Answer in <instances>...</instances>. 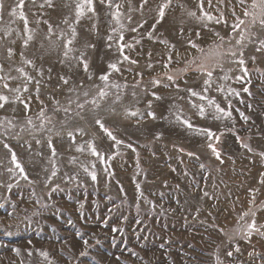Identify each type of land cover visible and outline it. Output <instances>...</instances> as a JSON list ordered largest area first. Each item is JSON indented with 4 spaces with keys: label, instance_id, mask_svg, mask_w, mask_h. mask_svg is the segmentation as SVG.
I'll use <instances>...</instances> for the list:
<instances>
[{
    "label": "rangeland",
    "instance_id": "rangeland-1",
    "mask_svg": "<svg viewBox=\"0 0 264 264\" xmlns=\"http://www.w3.org/2000/svg\"><path fill=\"white\" fill-rule=\"evenodd\" d=\"M80 2L24 0L33 36L25 47V21L9 14L21 11L17 0H4L0 93L9 103L0 109V264H264V26L259 15L254 25L244 15L253 0H203V11L201 0H171L162 20L166 0H93L95 12L76 23ZM203 12L223 20L199 19ZM236 17L247 29L239 44ZM192 43L205 53L222 44L220 52L236 56H222L223 71L215 67L209 85L197 70L204 54ZM5 82L21 89L28 110L12 102L16 93ZM192 91L231 117L215 119V107ZM193 105H203L205 115ZM41 111L50 118L43 128Z\"/></svg>",
    "mask_w": 264,
    "mask_h": 264
},
{
    "label": "snow or ice",
    "instance_id": "snow-or-ice-1",
    "mask_svg": "<svg viewBox=\"0 0 264 264\" xmlns=\"http://www.w3.org/2000/svg\"><path fill=\"white\" fill-rule=\"evenodd\" d=\"M101 2L102 3L108 2L109 5H110V0H101ZM211 2H212V0H208L209 6H211ZM238 2L241 5H244L246 3V0H238ZM144 3H147V0H144ZM170 4H171V0H166V2H164L163 4L160 5L159 18L161 20L165 16V9H167L170 6ZM23 7H24V0H17L16 8L21 9V11L18 13L15 9H12L9 14L11 16L19 15L20 19L25 21V28H26V31H28V35H27L26 39H24V46L27 47L29 42L33 39V36L31 34V31L27 29V18H26V16L24 15V13L22 11ZM116 7L119 8L120 6L117 5ZM200 8H201V11H203V0H201ZM251 8L253 9V11L245 10L244 15L245 16H250L252 18L250 23L253 24V25L255 24V22L257 20V16L259 15V18H260L259 22H260V24L262 26H264V0H253V2L251 4ZM3 9H4V0H0V18H2ZM257 9L259 10L258 13L256 11ZM86 11L93 12V13L95 12V9H94V6H93V0H81V2L77 4L76 21H75L76 23H79L80 18L85 15ZM119 15H120V13L117 12L116 13L117 23H119ZM189 15L196 16V13L195 12H190ZM233 15L235 16V11H233ZM199 19H206L208 21L215 20L216 23H220L223 20V16L221 15L220 18H216V17L208 14L207 12H203V15L201 17H199ZM65 23H67V21H65ZM245 23L246 22L243 19H240V17H236V22L233 23L232 26H231L232 30H233V32H232L233 35L237 31H240V37H239V40L237 41L238 44L242 43L246 39L247 29H245L244 31H241V25H244ZM49 30L51 31V29H49ZM133 30L135 31V29H133ZM71 31H72V37L74 38L75 35H76L75 28L73 27ZM8 34H10V32ZM216 36L219 37L220 41H224L225 40V37L220 36L219 33H216ZM120 39L123 40V37L121 36ZM72 43H73V39H68L66 47L68 45H71ZM260 43H261V48H264V42H260ZM191 47L197 49L198 52L204 54L202 56V58H201V63H200V65H199L197 70L201 71L202 74H204L207 77L205 83L209 84V85L211 83V77L213 76V71H214L215 67H220L221 71H223L222 64L220 62L222 56L225 55V54H230L231 56H236V52L231 51V50H229L228 53L220 52L219 49L223 47L222 44L216 45L214 48H211L208 53H205V50L203 48L199 47L195 43H192ZM120 50H121V52L123 51V45H121ZM8 51H9V56L13 55V52H12L11 49H9ZM71 51H72V48L71 47H67V50L64 52V56L68 57V54ZM241 55H242V53H241ZM79 59L81 60V63L83 64L84 70L87 71L88 64H87L86 61L83 60V56L79 57ZM124 59H128V57L125 56ZM208 59H212V60L215 61L214 67L210 68V67L207 66L205 61H207ZM170 61H171V57H169V62ZM24 63L27 64V65H31L32 61L25 60ZM192 63H195V60H193ZM238 63L243 65L244 64V60L240 59L238 61ZM109 67L112 68V69H115L117 71L119 70L116 67L115 64H111V65H109ZM0 71H3V66L2 65H0ZM17 71L20 72L29 82L31 81L32 77L29 76L27 73H25L23 68H18ZM244 71L247 72V69H244ZM41 75H42V73H41ZM167 78H168V80L174 82V77L173 76L169 75ZM224 78L227 79L228 77L225 76ZM100 79L106 82L108 80V75L101 76ZM5 80H6L5 76H0V81H5ZM67 82L68 81L65 79L64 83H67ZM157 83H158V81H157ZM3 88L7 89L8 91H14L16 93V96L14 97V99L12 101L13 103H15L16 101H19V102L24 104L25 110L29 109V103L27 101L21 99V95H20L21 89L19 87L15 88V89H12V88H10L9 83L5 82V83H3ZM24 91L25 92L28 91V88H27L26 85L24 87ZM244 91H248V89L245 88ZM37 95H38V93H37ZM106 95H107V92H105L103 90H101L99 92V97L100 98H103ZM191 95L192 96H198V98L200 100H202V101L208 99L207 97H205V96H203V95H201V94H199V93H197L195 91H192ZM85 96H87V93H85ZM157 99H159V97H157ZM7 103H9V97L7 95H4L3 93H0V109H2L5 106V104H7ZM90 103L93 104L96 107L99 106L95 99L90 101ZM208 104L215 107V113H216V115H214L215 119H222V118H225V117H231V112H227L224 108H221L219 105H216L214 100L208 99ZM193 106L194 107H198V111H199V114H200L201 117H203L205 115V108H204L203 105H199V106L193 105ZM78 107L84 108L85 105L84 104H79ZM65 111H68V109H65ZM130 115L136 116L137 113L131 112ZM149 115H151L153 118H155L154 113H149ZM39 116L41 118L40 127L43 128L45 123L50 122V118H46L43 111H41L39 113ZM244 118L247 119L246 117H244ZM95 123L99 126L101 131H103L111 140L115 141L116 145H119V144L122 143V141L118 140L113 135L112 131L109 130L101 120L97 119L95 121ZM183 123H185L188 128H193V125L189 121L185 120V121H183ZM28 124L29 125L32 124V120L31 119L28 120ZM198 131L202 132L203 134H205L209 138H212L214 136V133L211 130L200 129ZM217 139H218V137H217ZM5 147H8V145L6 144ZM129 147H131V145H129ZM209 147L212 148V151L217 155V158H219V152H217L216 149L211 144H209ZM90 148H91V152H92L93 155L98 156V157L100 156V153L97 152V150H96L94 145H91ZM249 150H251V149H249ZM9 151H11V149H9ZM77 151H83V148L82 147H78ZM55 154H56L55 153V149L53 148L52 149V155L55 156ZM11 159H12V162L15 164V167L17 169H19V171L21 173H24V168L17 161V157H16L14 152L11 153ZM11 170L12 169H9V171H11ZM51 174H52V176H55L57 173H56L55 170H53ZM23 178L24 179H28L26 174L24 175ZM92 179L93 180L96 179L95 173H92ZM261 183H264V180H262ZM137 187H139V185H137ZM244 215L246 216V215H248V213H244ZM248 230H249V233L251 231H253V230H256V224H255L254 220L252 221L251 224L248 225ZM83 244L85 246H88V240L85 239L83 241ZM236 251H239V248H237ZM16 252H17V254H19V249H16ZM41 255L44 256L45 259H47V257H48V253L47 252H42ZM81 255H86V253H81ZM227 255L231 256L232 252H228Z\"/></svg>",
    "mask_w": 264,
    "mask_h": 264
}]
</instances>
